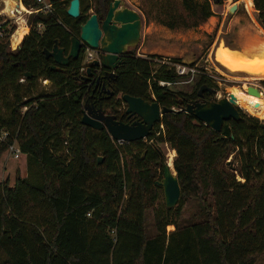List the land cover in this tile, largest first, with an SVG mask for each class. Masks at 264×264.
Instances as JSON below:
<instances>
[{
	"label": "trees",
	"instance_id": "obj_1",
	"mask_svg": "<svg viewBox=\"0 0 264 264\" xmlns=\"http://www.w3.org/2000/svg\"><path fill=\"white\" fill-rule=\"evenodd\" d=\"M70 1L53 2L48 14H31L30 32L24 20L18 30L0 26L2 37L17 30L14 47L24 38L16 50L0 41V133L8 132L0 159L18 142L38 167L35 178L17 177L14 186L0 182V264H256L264 254V120L240 109L241 120L225 121L215 131L185 111L201 88H216L211 75L201 70L189 91L164 87L161 80L181 78L175 66L155 67V58L130 49L113 78H101L114 91L101 107L132 122L123 100L129 94L175 111L165 113L147 138L130 143L82 124L93 81L85 76L101 69L91 62L82 72L84 53L53 69L54 59L44 50L59 41L68 54L81 25L93 13L105 19L113 0H80L77 19L67 13ZM22 3L40 8L35 0ZM183 4L200 19L213 15L209 4ZM254 4L264 28V0ZM161 21L171 28L189 25L171 14ZM41 78L52 83L50 90L40 89ZM160 143L177 153L181 198L173 209L156 206L166 162ZM193 200V217L199 219L185 222L184 209ZM150 208L154 235L147 227ZM170 225L173 230H167Z\"/></svg>",
	"mask_w": 264,
	"mask_h": 264
},
{
	"label": "rangeland",
	"instance_id": "obj_2",
	"mask_svg": "<svg viewBox=\"0 0 264 264\" xmlns=\"http://www.w3.org/2000/svg\"><path fill=\"white\" fill-rule=\"evenodd\" d=\"M125 4L139 12L142 18V37L135 49L136 54L142 58H155V67L166 63L169 66H173L175 63L171 58H185L187 61L193 62V65H197L200 68V73H207L216 82L217 97L221 98L228 96L233 89H240L241 91L247 90L249 85L258 87L264 97V80L249 82L245 80H240L235 76H226L220 73L216 69V65L213 61L214 50L218 46L219 42L222 41L228 47L241 48L245 40L250 39L248 36L252 37V27L257 23L261 26V22L258 19L259 11L256 9L254 0H249L252 4L253 11L252 15L247 10L246 0H225L223 4H216L213 0H194L199 4H209L213 12V15L203 20L197 16L191 15L189 11L185 8L183 0H124ZM10 0H0V26L7 24L8 28L13 26L19 27L22 20L26 23L29 28V32L32 27V18L35 15H29L28 11L23 13H15L16 15L9 14L7 11V6ZM237 4L238 8L235 12L231 13L230 8ZM24 5V4H23ZM25 6V5H24ZM26 7V6H25ZM31 9V8H30ZM94 11L91 10L90 13ZM43 14H48L44 13ZM169 14L174 15L176 20H181L184 18L189 25L185 26L179 24L175 28H171L163 23L161 20H168ZM255 17V18H254ZM251 18V19H250ZM257 21V22H256ZM197 24H194V23ZM263 27V26H262ZM43 26L41 27V29ZM43 30V29H42ZM3 32V29L0 28ZM28 32V33H29ZM254 33V32H253ZM254 35V34H253ZM8 42L10 49H13L11 37H2L0 35V41ZM244 41V42H243ZM243 42V43H242ZM151 54H157V57H151ZM203 72H202V71ZM196 77V76H195ZM195 79V78H194ZM238 79V80H237ZM25 79H22L23 82ZM196 82V81H195ZM194 80L188 84H179L181 89L191 90ZM188 85V86H185ZM40 89L50 90L52 88V83L44 78L39 80ZM254 105L256 100L249 99ZM260 107H264V103L259 102ZM242 110L249 113L247 109L239 105ZM253 115L252 113H249ZM256 116V115H255ZM258 117V116H257ZM160 148L164 153L166 160L174 163L176 159V151L171 148L169 144L160 143ZM24 156L22 155L20 159L14 158L10 151L5 152L0 160V182H3L10 177V186H14L16 182V169L21 168ZM31 162V161H30ZM6 167V178L3 179V170ZM20 170V171H19ZM18 173L22 175L21 169ZM173 171L176 173L173 164ZM25 172V170H24ZM38 172V167L36 164L28 162L27 174L28 177L35 178ZM160 173V169H159ZM160 178V177H159ZM158 178V179H159ZM163 178V175L162 177ZM161 180V179H159ZM159 199L156 206H165V198L162 186H159ZM198 210V203L196 201H189L183 212V219L186 221L198 220L199 218H194V213ZM154 214L155 210L150 208L146 211L147 227L150 235L156 233V228L154 224ZM174 226L170 225L167 230H173ZM4 260L2 253L0 252V263ZM256 264H264V254L258 259Z\"/></svg>",
	"mask_w": 264,
	"mask_h": 264
},
{
	"label": "water",
	"instance_id": "obj_3",
	"mask_svg": "<svg viewBox=\"0 0 264 264\" xmlns=\"http://www.w3.org/2000/svg\"><path fill=\"white\" fill-rule=\"evenodd\" d=\"M13 1L17 3L16 10L20 11V0ZM51 1L56 2L59 0ZM237 8L238 5L234 4L230 8V12H235ZM67 13L72 18H79L81 15V1L71 0ZM141 37L142 18L139 12L128 7L124 0H113L105 19L100 20L98 15L93 13L81 25L80 36L72 37L68 54L60 46L59 41L56 42L52 50L45 49L44 53L47 57L54 59L53 69H57L58 67L67 66L70 59H78L84 51V47L87 46L101 52L100 58L92 63L98 68L107 69L109 75H114L115 70L122 61L121 57L127 54L132 47H136ZM182 64L193 66V62L187 61L185 58H183ZM90 70L91 68H88V71ZM24 76L29 77L31 74L25 73ZM93 76L94 73H90L85 78L91 79ZM100 79L101 77H97V81H100ZM205 91L217 92L213 88L204 86L198 93L199 97H202ZM247 92L256 96H263L262 91L253 85L247 87ZM123 100L128 105L126 112L138 116L140 120L125 123L116 119V116L109 114L102 107L96 108L93 104L85 103L81 123L95 130L106 129L113 140L130 143L147 138L156 124L161 123L165 113L175 111V108L162 107L156 101L151 102L129 94L123 95ZM239 105L235 94L231 92L228 96L221 98L206 101L192 100L185 107V111L194 114L198 120L220 132L225 121L230 119L239 121L242 119ZM256 106H259V103ZM102 161L103 158L99 157V162ZM157 185L163 188L166 207L168 209L175 208L181 198V186L177 172H173L168 159L164 164L163 178L157 181Z\"/></svg>",
	"mask_w": 264,
	"mask_h": 264
},
{
	"label": "bare ground",
	"instance_id": "obj_4",
	"mask_svg": "<svg viewBox=\"0 0 264 264\" xmlns=\"http://www.w3.org/2000/svg\"><path fill=\"white\" fill-rule=\"evenodd\" d=\"M247 10L252 15L253 7L249 0H246ZM17 3L10 0L7 11L9 14L16 15L13 11L16 10ZM18 13H23L27 10L23 3H20ZM17 11V10H16ZM255 18V17H254ZM251 19V18H250ZM257 22V21H256ZM252 37L248 36L243 47L232 48L228 47L225 43L220 41L218 47L214 50L213 61L216 65V69L226 75L235 76L240 80L249 82H255L264 80V28L257 23L252 27ZM254 32V33H253ZM254 34V35H253ZM255 62V63H253ZM237 79V80H238ZM232 93L236 96V101L245 109L252 113L254 116L264 120V107H260V103H264L263 96H256L240 89H233ZM249 99H253L259 102V106L254 105ZM173 170V162H169ZM174 172V171H173Z\"/></svg>",
	"mask_w": 264,
	"mask_h": 264
},
{
	"label": "built area",
	"instance_id": "obj_5",
	"mask_svg": "<svg viewBox=\"0 0 264 264\" xmlns=\"http://www.w3.org/2000/svg\"><path fill=\"white\" fill-rule=\"evenodd\" d=\"M35 1L40 4V8H37V9L31 8V9H28L29 11L25 10V11H28L29 15L37 14L39 12L50 13V12L54 11L53 1H51V0H35ZM20 3H22V0H20ZM13 12L17 13L18 11L14 10ZM38 27H39V29H41L42 24H39ZM0 35L2 36L1 31H0ZM98 54H100L99 50H95V49H91L89 47H86V49L84 50V62H83L84 67L82 68V72L86 71V69H87L86 65L88 63L93 62L98 57ZM174 66L176 68L177 74L181 78L179 80L173 81V82L161 80L159 82L160 85H162L164 87L175 88L176 86H179V84H190L194 80L195 76L200 72V70H199L200 68H198L197 65L186 66L182 63H178V64H174ZM7 136H8V132L2 131L0 133V142L4 141ZM115 142H117L119 144L123 143V141H115ZM8 150L14 156V158H20V156L22 155V151H21L20 147H16L14 144L9 146Z\"/></svg>",
	"mask_w": 264,
	"mask_h": 264
},
{
	"label": "flooded vegetation",
	"instance_id": "obj_6",
	"mask_svg": "<svg viewBox=\"0 0 264 264\" xmlns=\"http://www.w3.org/2000/svg\"><path fill=\"white\" fill-rule=\"evenodd\" d=\"M86 47L87 46L84 47V50L86 49ZM82 53H84V51ZM100 56H101V52H100V54H98V57L95 60L100 58ZM122 58H123V56L121 57V59ZM99 69H101L100 73L97 74L96 72H94V76L91 78V80H93V81L90 83V90H89V92H90L89 96L90 97H89V99H88L89 101L87 103V104H91V105L93 104L96 108H98V106L99 107L103 106V103L106 101L105 97L107 98V97L114 96V91L110 87L111 82L109 80V79L113 78L114 75H109L108 70L105 68H99ZM97 77H101V78L102 77H108L109 79H106V80L100 79V81H97ZM213 89H215V88H213ZM216 94H217V92L211 93L210 91H205L202 97H199V95H198V98H196L194 100L206 101L209 99L217 98ZM124 103L126 104L125 113L129 117V119L132 120V122H125V123H133L135 121L140 120V118L138 116L130 115L126 112L128 105L125 101H124ZM116 119H118L117 116H116ZM118 120H121V119H118Z\"/></svg>",
	"mask_w": 264,
	"mask_h": 264
},
{
	"label": "crops",
	"instance_id": "obj_7",
	"mask_svg": "<svg viewBox=\"0 0 264 264\" xmlns=\"http://www.w3.org/2000/svg\"><path fill=\"white\" fill-rule=\"evenodd\" d=\"M17 30H18V27H17ZM16 30V31H17ZM16 31L11 35V42H12V47H13V49H16L17 47H19L20 45H21V43H22V41H23V39H22V41L20 42V44H18V46H16V47H14L13 46V35L16 33ZM28 33H26L25 34V36L27 35ZM24 36V37H25ZM67 134H68V131H67ZM14 145L16 146V147H19V144H18V142H15L14 143ZM9 151V150H8ZM5 154V153H4ZM3 154V155H4ZM22 155L24 156V160H23V163L20 165L21 166V168H17L16 169V176H17V174H18V176L17 177H21V178H27L28 177V174L26 173L27 172V167H28V162H29V157H28V155L27 154H25V153H23L22 152ZM21 155V156H22ZM13 156V155H12ZM21 156H20V158H21ZM14 157V156H13ZM2 158V157H1ZM20 158H18V159H20ZM16 159V158H15ZM1 160V159H0ZM31 163V162H30ZM32 164H35L34 162H33V160H32ZM19 169H21V171H22V175H20L18 172L20 171ZM19 170V171H18ZM24 170H25V172H24ZM6 176V167H4V170H3V179L2 180H5L6 178H4ZM17 179V178H16ZM6 180H9V184H10V177L8 176L7 177V179ZM16 183V182H15Z\"/></svg>",
	"mask_w": 264,
	"mask_h": 264
},
{
	"label": "snow or ice",
	"instance_id": "obj_8",
	"mask_svg": "<svg viewBox=\"0 0 264 264\" xmlns=\"http://www.w3.org/2000/svg\"><path fill=\"white\" fill-rule=\"evenodd\" d=\"M253 63H255V62H253ZM261 63H264V62H261Z\"/></svg>",
	"mask_w": 264,
	"mask_h": 264
}]
</instances>
